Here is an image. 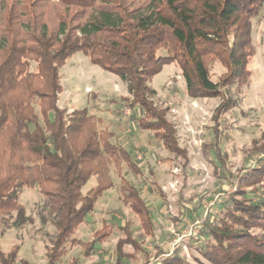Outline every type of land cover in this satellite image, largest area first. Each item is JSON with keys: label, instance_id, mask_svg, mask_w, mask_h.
I'll return each instance as SVG.
<instances>
[{"label": "trees", "instance_id": "16d2710c", "mask_svg": "<svg viewBox=\"0 0 264 264\" xmlns=\"http://www.w3.org/2000/svg\"><path fill=\"white\" fill-rule=\"evenodd\" d=\"M262 14L264 0H0V230L34 225L20 194L37 189L39 221L54 228L46 264L61 263L69 244L89 257L111 237L112 227L103 225L90 241L74 235L114 186L111 166L120 176L124 165L140 173L131 150L113 143L114 134L100 128L95 114L60 107L61 69L69 57L82 53L125 83L131 106L140 110V129L186 159L167 119L169 109L155 105L149 84L164 66L177 65L190 99H221L214 115L218 122L237 105L232 87L252 75V21ZM217 64L225 73L214 81ZM257 154L258 163L245 168L228 199L215 203L217 214L208 216L192 244L211 264H264V147ZM93 177L97 185L83 194ZM121 193L153 236L154 219L141 190L122 177ZM123 230L119 260L130 256L123 252L126 245L144 252L128 226ZM20 250L16 245L0 253L1 264H14ZM155 250L154 256L144 252L145 264H190L180 249Z\"/></svg>", "mask_w": 264, "mask_h": 264}, {"label": "rangeland", "instance_id": "374dc122", "mask_svg": "<svg viewBox=\"0 0 264 264\" xmlns=\"http://www.w3.org/2000/svg\"><path fill=\"white\" fill-rule=\"evenodd\" d=\"M252 39L256 49L250 65L252 75L246 84L232 87L231 97L237 105L218 122L214 115L221 99H190L177 65L164 66L149 84L156 92L152 97L155 105L169 109L167 119L174 125L180 146L187 152L186 159L169 153L152 132L140 129V110L131 106L127 86L118 77L92 64L82 53L66 60L61 69L60 107L69 111L86 108L95 114L100 128L114 134L112 142L131 150L140 173L124 165L120 176L111 166L114 186L98 200L94 211L74 235L90 241L96 230L110 225L111 237L100 243L89 257L82 248L69 244L68 255L59 264H72L74 258L79 264H145L144 252L154 256L156 246L169 249V243L184 225L201 223V236L208 216L217 214L215 203L221 198L228 199L236 191L238 177L245 168L258 163L257 152L264 147V14L252 21ZM32 69L36 70V66ZM224 73V67L217 64L212 70V79L218 81ZM122 177L132 182L146 198L154 219L153 236L144 231L138 216L123 202ZM96 185V178H91L83 194ZM157 186L163 196L157 192ZM20 202L35 223L23 230L4 233L0 230V253H8L14 246L21 245L14 264H46V245L54 228L43 227L39 221L42 197L37 189L25 188ZM126 226L139 238L144 252L126 245L123 252L130 256L119 260L117 243L126 237L123 230ZM195 243L192 242L187 251L178 246L180 255L190 264H211L193 249Z\"/></svg>", "mask_w": 264, "mask_h": 264}, {"label": "built area", "instance_id": "2783aa9c", "mask_svg": "<svg viewBox=\"0 0 264 264\" xmlns=\"http://www.w3.org/2000/svg\"><path fill=\"white\" fill-rule=\"evenodd\" d=\"M201 228L202 225L199 222L184 225L181 231L176 232V237L173 241L169 243V253L173 254L178 246H182L187 251L192 242L199 241ZM105 264L109 263L106 262Z\"/></svg>", "mask_w": 264, "mask_h": 264}, {"label": "crops", "instance_id": "0c3cea01", "mask_svg": "<svg viewBox=\"0 0 264 264\" xmlns=\"http://www.w3.org/2000/svg\"><path fill=\"white\" fill-rule=\"evenodd\" d=\"M97 231V230H96ZM46 261V260H45ZM105 261H107V260H105ZM106 262H104V264H105Z\"/></svg>", "mask_w": 264, "mask_h": 264}]
</instances>
